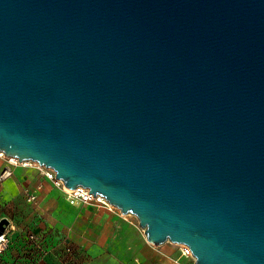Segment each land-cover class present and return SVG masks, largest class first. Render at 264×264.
<instances>
[{
    "label": "water",
    "instance_id": "water-1",
    "mask_svg": "<svg viewBox=\"0 0 264 264\" xmlns=\"http://www.w3.org/2000/svg\"><path fill=\"white\" fill-rule=\"evenodd\" d=\"M0 151L264 264V0H0Z\"/></svg>",
    "mask_w": 264,
    "mask_h": 264
},
{
    "label": "crops",
    "instance_id": "crops-1",
    "mask_svg": "<svg viewBox=\"0 0 264 264\" xmlns=\"http://www.w3.org/2000/svg\"><path fill=\"white\" fill-rule=\"evenodd\" d=\"M6 165L0 162V172ZM12 171L0 178V218L9 221V244L0 264H131L132 259L133 264H150L154 254L144 244L146 238L121 223L124 219L116 211L90 203H57L39 173L21 178ZM38 182L43 186L34 205L26 201L25 192Z\"/></svg>",
    "mask_w": 264,
    "mask_h": 264
},
{
    "label": "built area",
    "instance_id": "built-area-1",
    "mask_svg": "<svg viewBox=\"0 0 264 264\" xmlns=\"http://www.w3.org/2000/svg\"><path fill=\"white\" fill-rule=\"evenodd\" d=\"M6 157V156H5ZM7 159V165L1 170L0 172V178H6L12 175V167L21 165V166H27L25 163L27 161L19 162L17 158L14 157H6ZM36 163V162H35ZM37 165V163H36ZM39 171V174L43 176L46 180L52 182L55 186L60 187L62 193L64 194L66 200L70 204H77V203H90V204H96L98 206H106L108 209H113V206L111 204L104 203L102 199V196L96 195L94 196L91 192H89V188L84 186H77L75 188H70L69 190L65 188L62 181L60 179L56 178L55 171L52 168H47L45 166L37 165L36 167ZM43 184L41 182H38L34 185L33 188L27 189L25 192V199L27 202L32 203L36 205L38 203V196L39 192L42 190ZM31 238H35L34 235H30ZM9 244V239L7 236V226L5 228V231L0 234V254L7 248ZM67 249H69L67 247ZM181 256L184 257H193L190 247H188L186 244H182ZM135 264H141L139 261H136Z\"/></svg>",
    "mask_w": 264,
    "mask_h": 264
},
{
    "label": "rangeland",
    "instance_id": "rangeland-1",
    "mask_svg": "<svg viewBox=\"0 0 264 264\" xmlns=\"http://www.w3.org/2000/svg\"><path fill=\"white\" fill-rule=\"evenodd\" d=\"M6 161L7 159L5 156H0L1 163L2 162L4 163ZM37 165L35 162H32L31 165H27V166H21L19 164L15 166L16 168L13 167V169L15 170V173L18 174L19 177L21 178L22 177L33 178V177H37L39 173L38 169L36 168ZM47 186L50 187L51 189L50 193L57 203L59 201L66 202V203L68 202L66 198L64 197V194L62 193L60 187L55 186L50 181H47ZM20 189H21V186H20ZM113 210L116 211V215L119 218L124 219L121 223L126 224L129 227L131 226L136 231V234L138 233L140 234V236L142 235V238H145L144 229L140 227L139 220L136 215L131 214V213L121 214L119 209L116 206L113 207ZM118 223L119 221L116 220L115 222H113V225L116 226ZM144 242H145L144 244H146L147 247H149L150 251L154 254L153 258L149 259L150 264L164 263V261L168 263H172V264H194L195 263V257H190V256L184 257L180 255L181 248H182L181 243H177V242L172 243V242L167 241L160 245H156V244L149 243L147 240H145ZM67 252L68 253L71 252V248ZM132 258L133 257H131V259ZM139 259L141 258L139 257ZM141 260L143 261V259ZM131 264H133V259H132Z\"/></svg>",
    "mask_w": 264,
    "mask_h": 264
},
{
    "label": "bare ground",
    "instance_id": "bare-ground-1",
    "mask_svg": "<svg viewBox=\"0 0 264 264\" xmlns=\"http://www.w3.org/2000/svg\"><path fill=\"white\" fill-rule=\"evenodd\" d=\"M0 156H5L3 152L0 151ZM32 164V161H27V163H25V165H31ZM66 189H70L68 187L65 186ZM100 199H102V201L104 203H107V204H110L108 201L105 200V198L102 196V198L100 197ZM159 264H163V263H159Z\"/></svg>",
    "mask_w": 264,
    "mask_h": 264
}]
</instances>
